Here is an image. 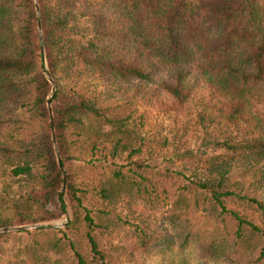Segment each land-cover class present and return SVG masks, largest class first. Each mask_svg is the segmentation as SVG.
<instances>
[{"label":"trees","instance_id":"trees-1","mask_svg":"<svg viewBox=\"0 0 264 264\" xmlns=\"http://www.w3.org/2000/svg\"><path fill=\"white\" fill-rule=\"evenodd\" d=\"M37 3L39 17L35 0H0V264L123 263L111 207L144 194L154 204L161 187L142 175L143 103L194 106L224 130L183 150L185 181L168 175L166 247L205 239L211 224L218 247L264 264V0ZM90 79L101 90H87ZM66 213L62 227L2 230Z\"/></svg>","mask_w":264,"mask_h":264},{"label":"rangeland","instance_id":"rangeland-1","mask_svg":"<svg viewBox=\"0 0 264 264\" xmlns=\"http://www.w3.org/2000/svg\"><path fill=\"white\" fill-rule=\"evenodd\" d=\"M90 80V88L87 90H101V86L97 85L95 80ZM196 110L194 106H189L180 111L165 112L157 104L143 103L135 112V120L142 140L140 158L143 159L145 166L142 169V175L147 178V181L151 179L161 181V187L155 189L158 195L154 204L151 200L144 201L142 198L147 196L144 194L136 204L130 203L129 207L127 204L111 207L113 213L122 219L113 241L118 247H122L120 249L124 256L122 264H243L235 254H230L232 251L230 247H218L219 232H215L211 224L210 228L205 225L207 229H210V236L204 234L205 239L200 241L190 239L186 245L178 243L170 247L165 245L164 234L167 231L175 232L164 219L167 216L168 204L164 203L163 193H166L167 189L168 194L173 192L177 183L175 179H168V175L178 176L182 182L185 181L191 169H187L180 159L183 150L191 148L201 151L208 140L215 136H222L224 133L221 126H210L208 121L202 124L196 116ZM180 172L185 173L186 176L183 177L184 175ZM154 194H151L152 198ZM89 204L95 203L91 201ZM230 206L247 220L260 223L257 219V212L251 205H238L237 203L230 204ZM68 216L66 213L49 222L20 225L24 226L23 229H18L20 226L6 228L15 231L32 229L36 225L62 227ZM192 222L193 219L190 223ZM143 231L144 238L140 237V232ZM208 239L215 243V248H218L217 251L210 250L209 255L203 253L200 245V243L209 241Z\"/></svg>","mask_w":264,"mask_h":264},{"label":"water","instance_id":"water-1","mask_svg":"<svg viewBox=\"0 0 264 264\" xmlns=\"http://www.w3.org/2000/svg\"><path fill=\"white\" fill-rule=\"evenodd\" d=\"M37 4H38L37 3V0H35L36 12H37V16L39 17V9H38V5ZM40 26H41V22H40V20H38V26H37V28L39 29V31L41 30ZM40 41H42V36L41 35H40ZM41 51L43 52V48H41ZM45 74H46V77L48 78V80L52 84V89H51V95H52L54 93V91H55V82L51 78L48 70L45 72ZM47 103H48L49 111H51L50 104H49V99L48 98H47ZM51 123H52V119H51ZM58 158H59V156H58ZM63 178L65 179V172L64 171H63ZM23 228H24V226L18 227V229H23ZM8 229L9 228H4L3 230H8Z\"/></svg>","mask_w":264,"mask_h":264}]
</instances>
